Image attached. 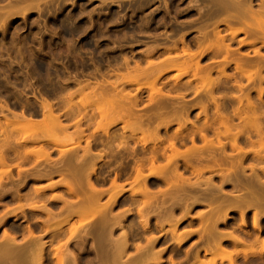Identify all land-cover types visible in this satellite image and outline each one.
<instances>
[{
    "label": "rangeland",
    "instance_id": "1",
    "mask_svg": "<svg viewBox=\"0 0 264 264\" xmlns=\"http://www.w3.org/2000/svg\"><path fill=\"white\" fill-rule=\"evenodd\" d=\"M210 1L0 0V264H264V0Z\"/></svg>",
    "mask_w": 264,
    "mask_h": 264
},
{
    "label": "bare ground",
    "instance_id": "2",
    "mask_svg": "<svg viewBox=\"0 0 264 264\" xmlns=\"http://www.w3.org/2000/svg\"><path fill=\"white\" fill-rule=\"evenodd\" d=\"M209 1H210V0H209ZM217 1H218V0H217ZM217 1H216V2H217ZM221 1H222V0H221ZM249 1H250V0H249ZM210 2H212V1H210ZM214 2H215V0H214ZM242 2H243V0H242ZM250 2H251V1H250ZM239 3L241 4V2H239ZM244 3H245V2H243L242 4L245 5ZM221 4H222V6H221ZM221 4L217 5V3H215V5L219 6L220 9H221V7L223 8V9H222L223 11L221 10L223 13H227V11L230 13V11H231L232 9H234L235 6H237V5H235V4L233 3V0H225V2L222 1ZM247 4H249V7H250V3H247V2H246V5H245V6H247ZM234 5H235V6H234ZM243 5H242L241 7H240V5H238V6L240 7L239 11L241 10L238 14L241 15V16L239 17L237 13L234 14V15H237V17L240 18L241 20L243 19V21H241V23L244 22V21H245V22H248V21H246V20H247L249 17L252 18V16L250 15V14H251L250 11H252V10H250L251 8L249 9V7H248V8L246 7V8H247V11H246L245 6H243ZM213 6H214V5H213ZM238 6H237V7H238ZM239 7H238V8H239ZM242 7H244L243 9H245V10L241 9ZM235 8H236V7H235ZM238 8H237V9H238ZM234 10H235V9H234ZM234 10H233V11H234ZM227 14H228V13H227ZM228 15H229V14H228ZM247 15H248V16L250 15V16H249V17H246ZM237 17H236V19H237ZM244 18H247V19L244 20ZM263 19H264V18H262L261 21H259L258 23L256 22V23H255L256 26H255V24L252 25V23H251V24H248V23H247V24H248L247 26H248L249 30L251 29V30L254 31V33L256 32L255 35H258V34H259L258 37H260V35H261V34L258 33V32H261V33L263 34L262 37L264 36V20H263ZM237 20H238V19H237ZM245 22H244V23H245ZM239 23H240V22H239ZM245 24H246V23H245ZM251 25H252V27H251ZM231 26H232V25H231ZM231 26H230V24H229V25L226 24L225 27H226V29L228 30V32H229L230 34H232V35H236V34H238V33H244V34H246V35L249 34V30H247V31H244V30L238 31L239 29H236V28H235V29L233 28V29H234V30H233V29H232L233 26H232V27H231ZM236 30H237V31H236ZM255 30H256V31H255ZM216 32H217V31H216ZM250 33H251V32H250ZM252 33H253V32H252ZM252 33H251V35H254V34H252ZM216 34L218 35V34H219V31H218ZM244 34H243V35H244ZM232 35H230V36L233 37ZM246 35H245V36H246ZM255 35H254V36H255ZM218 37H219V35H218ZM248 37H249V36H248ZM255 37H256V36H255ZM241 41H242V40H241ZM241 43H244V42H241ZM174 48H175V47H174ZM226 48H227V47H226ZM226 48H225V49H226ZM227 49H229V48H227ZM227 49H226V50H227ZM185 50H186V51H185ZM185 50L183 49L182 51H185V53L188 54V50H187V49H185ZM175 51H176V50H175ZM228 52H229V50L227 51L226 57L224 56L225 59L227 58ZM189 53H190V52H189ZM182 54L184 55L183 52H182ZM190 55H191V54H190ZM184 56H187V55H184ZM188 56H189V55H188ZM193 56H194V54H192V57H193ZM170 57H171V56H170ZM170 57L168 56L169 59H167V60L170 61V60L172 59V57L174 58V57H176V55L172 56L171 59H170ZM177 57H178V55H177ZM177 57H176V58H177ZM172 60H173V59H172ZM172 60H171V61H172ZM237 62H238V61H237ZM237 62H236V63H237ZM151 63H152V62H151ZM153 65H154V63H153ZM240 65L243 67V63L241 64V62H239L238 64H236L237 72H238V68H239V67H240V69L242 68ZM256 65H258V63H256ZM138 66H139V65H138ZM147 66H148V64H147ZM149 66H152V64H149ZM149 66H148V67H149ZM259 66H260V65H258V67H259ZM258 67H257V68H258ZM135 68H136L135 70H138L139 67L136 66ZM240 69H239V70H240ZM242 69H243V68H242ZM242 69H241V70H242ZM142 70L144 71V68H142V69L140 68V69H139V72L141 71L142 73H144L145 71L143 72ZM223 70H224V68H223ZM259 71H260V70H259ZM259 71L256 69V72H259ZM221 72H222V70H221ZM223 72H224V71H223ZM235 72H236V71H235ZM237 72H236V73H237ZM224 73H225V72H224ZM259 73H260V72H259ZM221 76H223V74H222ZM223 77H224V76H223ZM261 79H263V77H262ZM261 79H260V80H261ZM96 86H97V85H96ZM96 86H93L92 88H94V87H96ZM97 87H98V86H97ZM90 88H91V87H89V91H88V93H89L90 91H91V92L93 91V90H91L92 88H91V89H90ZM80 89H81V91H82L83 88H80ZM80 89H78L79 91H78V92L76 91V92H77V93H80V92H81ZM94 89L96 90V92H95L94 94L97 95V94H99V92H100V95H101V91L103 90L102 88H100L101 91H99L98 88H94ZM95 90H94V91H95ZM104 90H105V89H104ZM76 92H71V94L69 93V95H67V98H68V99H69L70 97L73 98L72 95H74ZM91 92H90V93H91ZM97 92H98V93H97ZM104 92L106 93V91H104ZM102 93H103V91H102ZM105 93H103L102 95L104 96ZM92 94H93V93H92ZM92 94H89V95L92 96ZM100 95H99V97H100ZM102 95H101V96H102ZM105 95H106V94H105ZM68 96H69V97H68ZM94 96H95V95H93L92 98H93ZM65 98H66V97H65ZM71 98H70V99H71ZM95 98H98V96L95 97ZM100 98H101V97H100ZM127 98H128V97H127ZM70 99H69V101H67V99H66V102H68V105L72 104V101H70ZM239 99L242 100L241 98H239ZM239 99H238V100H239ZM63 101H64V103H66L65 100H63ZM69 102H70V104H69ZM134 102H135V101H134ZM134 102H133V104H132L133 106L136 105V103H134ZM240 102H241V101H240ZM134 104H135V105H134ZM40 105H41L40 108L42 109L41 113H42L43 116H42V115H41V116L43 117V120H44V119H46V120H50L52 123H54V125H55V127H53L54 129H57V130H60V129H61V130H62V128L64 129V127H66V129H67V125L65 126V124H64V126L61 127V128H57V127H56V125H57L58 127L62 126V123H61V121H60V120L62 119V118H61L62 115L60 116L59 113H58L59 115H58L57 113H54V109H53V105H52V103H50L49 101L43 99V101L40 102ZM68 105H67V106H68ZM67 106H66V107H67ZM70 106H71V105H70ZM127 107H128V108L125 109V110H126L125 113H127V112H128V113H129V112L131 113L129 105H127ZM69 108H70V107H68V109H69ZM72 109H73V108H72ZM128 110H129V111H128ZM69 111L72 112V111H71V108H70ZM69 111L67 110L68 113H69ZM74 111H75V110L73 109L72 114L75 115L76 112L74 113ZM121 111H123V110H121ZM119 112H120V111H119ZM119 112H118V113H119ZM121 113H122V112H120V114H121ZM128 113H127V114H128ZM130 113H129V114H130ZM54 114H57V116L54 115ZM122 114H123V113H122ZM122 114H121L120 117H119V115H118V121H119V118H120V119L122 118ZM127 114H125V115H127ZM129 114H128V116L130 117ZM21 115H22V114H21ZM70 115H71V114H70ZM70 115L67 114L65 117H68V116H70ZM123 115H124V114H123ZM59 116H60V117H59ZM63 116H64V115H63ZM78 116H80V115H78ZM81 116H83V115H81ZM81 116H80V118H82ZM128 116H127V119H128ZM16 117H17V115H16ZM20 117H21V116H20ZM71 117H72V116H71ZM85 117H86V116H85ZM85 117H84L83 119H85ZM125 117H126V116H125ZM21 118H22V117H21ZM24 118H25V117H24ZM24 118H23V119H24ZM26 118H27V117H26ZM29 118H30V117H29ZM86 118H88V117H86ZM123 118H124V116H123ZM123 118H122V119H123ZM16 119H18V118H16ZM89 119H90V118H88V120H89ZM127 119L124 120L125 123H127V122H126ZM21 120H22V119H21ZM27 120H28V119H27ZM30 120H33V119L30 118ZM30 120H29V121H30ZM128 120H129V119H128ZM137 120L139 121L140 119H136L135 122H137ZM227 120H228V119H227ZM3 121H4V120H3ZM5 121H6V123L8 124L9 121H7V120H5ZM22 121H24V120H22ZM34 121H35V120H34ZM81 121H82V119H81ZM81 121L79 120V123H80ZM121 121H123V120H121ZM124 121H123V122H124ZM30 122L32 123V121H30ZM43 122L46 123L47 121L44 120V121H42V123H43ZM77 122H78V121H77ZM6 123L4 122V124H6ZM15 123H16V122H15ZM49 123H50V122H49ZM60 123H61V124H60ZM79 123H77L76 125L74 124V125H75V127H76L75 130L77 129L76 134H78V132H79L80 135L78 134V136L80 137V136L82 135V131H83V129L81 128V130H82L81 132L78 130V129H80V127H79V126H80ZM125 123H124V124H125ZM139 123H140V122H139ZM139 123H138V125H139ZM222 123H223V122H222ZM226 123H227V122H226ZM7 124H6V125H7ZM10 124L14 125L13 123H10V122H9L8 125H10ZM80 124H81V123H80ZM29 125H30V124H29ZM77 125H79V126H77ZM49 126H51V125H49ZM30 127H31V126H30ZM68 127H69V126H68ZM66 129H65V130H66ZM65 130H64V131H65ZM62 131H63V130H62ZM260 132H261V131H260ZM260 132L257 131V133H259V135H260ZM235 134H236V133H235ZM235 134L232 136V139L234 140V141H233L234 143L237 142V141H235V140H236V138H238V137L236 136L237 134H236V135H235ZM261 134H262V136L264 137V133H261ZM238 135H239V134H238ZM256 135H257V134H256ZM259 135H258V136H259ZM234 136H235V137H234ZM81 137H82V136H81ZM83 137H84V134H83ZM260 137H261V135H260ZM260 137H258V138H260ZM25 138H27V137H25ZM31 139H33V137H31L30 140H29V138L26 139V140H28V141H30V142H31V141L34 142V140H31ZM22 140H23V139H22ZM37 140H38V139L35 138V142H36ZM79 140H80V139H79ZM80 141H81V140H80ZM87 141H88V140L86 139V142H87ZM88 142H89V141H88ZM88 142L85 144V146H86L85 149H84L85 151H86V150H90V149H89V147H90L89 145H90V144H89ZM233 142H230V143L233 144ZM78 144H79V142H78ZM88 144H89V145H88ZM87 145H88V147H87ZM234 146H235V147H234ZM238 146H239L238 143H237V146H236V143L233 145L234 149L237 147V148H236V152L239 150L238 148H240V147H238ZM240 149H241V148H240ZM43 151H44V150H43ZM85 151L83 152V155H82V157L84 156L83 159H85V156H86V155H84ZM239 151H240V150H239ZM44 152H47V151H44ZM74 153H75V152H74ZM86 153H87V152H86ZM30 154H31V153H29V155H30ZM75 154H76V156H77V153H75ZM89 154H90V153L88 152V153H87V156H88V157H89ZM90 156H91V155H90ZM99 156L101 157V155H99ZM256 156H257V155H256ZM263 157H264V156H263ZM42 158H44V157H42ZM73 158H74V157H73ZM258 158H262V156L260 157V155H259ZM1 159H2V158H1ZM1 159H0V162H1L2 164H4L2 161H5V160L3 159V160L1 161ZM76 159H78V158H76ZM76 159H72V160L75 161ZM80 159H82L81 156H79V161L77 160V161L74 162V163L77 164L78 162H81ZM83 159H82V160H83ZM70 160H71V159H70ZM44 162H47V161H45V159H44ZM65 162H66V165L69 164V166H70V162H71V161L67 162V159H66V161L64 160V163H65ZM72 164H73V163H72ZM72 164H71V165H72ZM92 164H93V163H92ZM2 166H3V165H2ZM91 166H92V165H91ZM3 167H4V166H3ZM3 167H2V168H3ZM72 167H73V165H72ZM139 168H140V167H139ZM91 169H93V168H91ZM91 171H93V170H91ZM137 171H140V169L138 170V167L136 168V173H135V175L137 174ZM138 173H139V172H138ZM137 177H138V174H137ZM135 179H136V178H135ZM88 180H90V179L88 178ZM88 180H87V181H88ZM114 181H115V180H114ZM114 181H112V184L115 183ZM90 182H91V181H90ZM90 182L88 181L89 186H88V185H87V186L90 187V188H88V189L91 190V188H93V184H92V182H91V184H90ZM63 183H65V181H64ZM66 183H67V182H66ZM66 183H65V184H66ZM86 183H87V182H86ZM69 184H70V186H69ZM59 185L61 186L62 184L60 183ZM66 185H67V184H66ZM66 185H65V186H66ZM71 185H72L71 183H68L67 186H69L70 189H73L72 191H74L73 185H72V187H71ZM91 185H92V186H91ZM116 185H117V187L121 190V187H122L123 185L120 184V185H122V186H120V185L117 184V183H116ZM116 185H115V186H116ZM118 185H119V186H118ZM111 186H112V185H111ZM63 187H64V185H63ZM113 187H114V185H113ZM117 187H116V189H117ZM37 189L40 190V189H42V188H40V189L37 188ZM37 189H35V190L37 191ZM94 189L97 191L96 188H94ZM94 189L91 190V191H93L92 193H95V190H94ZM119 189H117L116 191H119V193L122 192V190L120 191ZM122 189H123V188H122ZM42 190H43V189H42ZM42 190H40V191H42ZM90 190H88V191H90ZM113 190H115V189L113 188ZM40 191H39V192H35V193H40ZM98 191H99V190H98ZM98 191H97V194L99 195L100 193H98ZM73 193H74V192H73ZM88 193H89V192H88ZM92 193H89V194L92 195ZM89 194L86 195L87 198H88V197L90 198V197L93 196V195L90 196ZM116 194H117V193H116ZM116 194H113V195L115 196ZM111 196H112V195H111ZM97 197H98V196H97ZM99 197H100V195H99ZM239 197H240V198H239ZM242 197H243V196H242ZM112 198H113V197H112ZM115 198H116V196H115ZM90 199H92V198H90ZM94 199H96L95 194H94ZM110 199H111V197H110ZM236 199H237V200H236ZM239 199H241V196H238V197L236 196L235 200L239 202ZM244 199H245V196H244ZM244 199H243V200H244ZM112 200L114 201L115 199L113 198ZM112 200H111L110 202H112ZM241 200H242V199H241ZM246 200H248V199L246 198V199L243 201L244 203H243V202H242V203L245 204V201H246ZM248 202H249V201H248ZM248 202H246V203H248ZM112 203H113V202H112ZM239 203H241V201H240ZM242 203H241V204H242ZM240 212H243V211H240ZM242 214H243V213H242ZM253 214H254V215H253V217H254V216L257 215V212H254ZM103 216H105V215H103ZM103 216H102V220L104 221V220H106V216H105V219H103ZM204 217H206V216H203L202 218L204 219ZM200 218H201V216H200ZM240 218H242V217H240ZM254 218H255V220L257 219L256 217H254ZM206 219H208V218H206ZM243 219H244V218H243ZM243 219H242V220L240 219L241 222H242L241 226L245 225V224H244L245 222H243V221H244ZM255 220H253V221H254V222H253V226H254L255 228H258V227H257V224H255V223H256ZM145 221H146V219H145ZM205 221H207V220H205ZM142 222H143V221H142ZM143 223H144V222H143ZM202 224H204V223H202ZM145 225H146V224H144V227H145ZM205 225H206L207 227H210V226L207 225V224H205ZM44 226H45V225H44ZM201 226H202V228H203V229L201 228V230L204 231V229L206 228V226H205V227H204V225H201ZM144 227H143V228H144ZM212 227H213V226H212ZM214 228H215V227H214ZM208 229H209L210 231L212 230V228H208ZM215 229H216V228H215ZM215 229H214V230H215ZM174 230H175V229H174ZM209 230H208V231H209ZM214 230H212V232H210V233H209V232L207 233V230L204 231V232L207 233V235L210 236L211 238H214V237L216 236V234H215L216 231H215V233H214ZM173 232H174V231H173ZM201 232H202V231H200V235H201V236H202V234L205 235L203 232H202V233H201ZM184 233H186V237H188L187 234L190 235V232H189V233L184 232ZM184 233H183L182 235H184ZM212 233H213V234H212ZM31 234H32V233H31ZM31 234H29V235H31ZM121 234H122V233H121ZM121 234H120V237H122ZM126 234H127V233H126ZM32 235H33V234H32ZM32 235H31V237H32ZM125 237H126V236H125V234H124V235H123V238H120V239H119V241H121V239H123V240H122L123 243H122V242H119V243H121V245L117 242V243H118V246L120 245V247H118V250H119V249L121 248V246H122V248H121L122 250L120 249L121 252H123L124 247H126L125 245H126V242H127V241L124 242ZM230 238L232 239L235 248H236L237 246H239V245H243V242H242L240 239H238L237 237L232 236V237H230ZM175 242H176V241H175ZM177 242H180V241L177 240ZM177 242H176V243H177ZM182 242H183V241H181V243H182ZM41 244H42V243H41ZM43 244H44V243H43ZM43 244H42V246L44 247ZM122 244H123V245H122ZM215 244H216V243H215ZM179 245H180V244H179ZM60 246H61V245H60ZM60 246H58L59 249H60V251H61V252H62V251L64 252V250L61 248L63 245H62L61 247H60ZM127 246H128V245H127ZM215 246H216V247H215L216 249H219L218 251H221V250L223 249V248H221L222 246H221L219 243H217ZM56 248H57V247H56ZM126 248H127V247H126ZM138 248H139V247H137L136 250H138ZM262 248H263V246H262ZM57 249H58V248H57ZM57 249H56V251H57ZM59 249H58V250H59ZM116 249H117V248H116ZM116 249H115V250H116ZM140 249L142 250V247H140ZM247 250H248V249H247ZM263 250H264V248H263ZM263 250H262V251H263ZM125 251H126V250H125ZM244 251H246V249H244ZM61 252H59L60 257L63 255V253H61ZM115 252H116V251H115ZM138 252H139V250H138ZM140 252H141V251H140ZM242 252H243V250H242ZM249 252H250V251H249ZM55 253L58 254L57 252H55ZM116 253L118 254L119 252H116ZM151 253H152L154 256H153V255L150 256V255H148V254L145 255L146 257H147V255H148L147 258L145 257V259H147L148 261H147V260H146V261H143V260H145V259L143 258V257H144V256H143V257H142L143 260H142V258H140V259L137 260V262H138L139 264H144V263L146 264L147 262H152V261H153L152 258H154V260H157L155 256H157L159 252L156 253L157 255L154 254L153 252H151ZM151 253H149V254H151ZM160 253H161V252H160ZM260 253H261V252H260ZM61 254H62V255H61ZM119 254H121V253H119ZM123 254H124V253H123ZM70 255H71V257H72V254H70ZM58 256H59V255H58ZM113 256H116V255H113ZM54 257H55V259H56V255H54ZM63 257H64V256L61 257V259H63V260H61L60 264H61V263L64 264L65 261H66V260H65L66 258H63ZM150 257H151V259H150ZM196 257L198 258V256H196ZM72 258H73L72 261H74V262H73V264H74V263H75V260H74L75 258H74V256H73ZM159 258H160V257H159ZM197 258H195V259H197ZM244 258H247V256H245ZM58 259H59V258H58ZM70 259H71V258H70ZM64 260H65V261H64ZM150 260H151V261H150ZM160 260H161V259H160ZM63 261H64V263H63ZM140 261H143V263L140 262ZM119 262H120V261H119ZM137 262H134L133 264H137ZM153 262H154V261H153ZM159 262H160V261H159ZM159 262H155V264H159ZM118 264H120V263H118ZM121 264H125V262H123V263L121 262ZM147 264H148V263H147ZM229 264H232V262L230 261Z\"/></svg>",
    "mask_w": 264,
    "mask_h": 264
}]
</instances>
